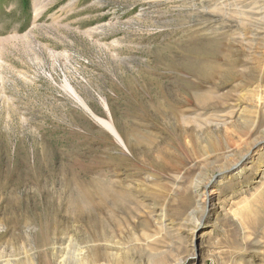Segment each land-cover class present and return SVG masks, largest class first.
<instances>
[{
  "label": "rangeland",
  "instance_id": "374dc122",
  "mask_svg": "<svg viewBox=\"0 0 264 264\" xmlns=\"http://www.w3.org/2000/svg\"><path fill=\"white\" fill-rule=\"evenodd\" d=\"M263 142L264 0H0V264H264Z\"/></svg>",
  "mask_w": 264,
  "mask_h": 264
},
{
  "label": "bare ground",
  "instance_id": "6f19581e",
  "mask_svg": "<svg viewBox=\"0 0 264 264\" xmlns=\"http://www.w3.org/2000/svg\"><path fill=\"white\" fill-rule=\"evenodd\" d=\"M264 143V142H263ZM257 145V144H256ZM256 145H254V149H252L249 153H251L253 150H255L256 149ZM263 150H264V148H263ZM247 156H248V154L247 155H245V156H242V158H241V160H244V159H246L247 158ZM210 185H212V183L210 182V183H208V184H206V186H205V188L207 189V188H209L210 187ZM205 189V190H206ZM205 212V211H204ZM206 212H207V210H206ZM205 212V213H206ZM197 221V220H196ZM83 253L81 252V253H79V255H77V256H75L74 255V259L72 260V262L70 263V264H86L87 262L85 261H83L80 257H81V255H82ZM54 255V254H53ZM94 257H96V256H94ZM70 262V261H69ZM58 264H69V263H67L65 260H64V262H60V263H58ZM98 264V263H97ZM103 264H105V263H103Z\"/></svg>",
  "mask_w": 264,
  "mask_h": 264
},
{
  "label": "water",
  "instance_id": "95a60500",
  "mask_svg": "<svg viewBox=\"0 0 264 264\" xmlns=\"http://www.w3.org/2000/svg\"><path fill=\"white\" fill-rule=\"evenodd\" d=\"M261 145V144H260ZM259 145V146H260ZM247 159V158H246ZM246 159L242 160L239 164H237L236 166L233 167L232 171L237 169Z\"/></svg>",
  "mask_w": 264,
  "mask_h": 264
}]
</instances>
